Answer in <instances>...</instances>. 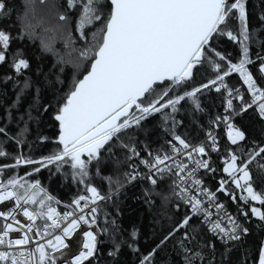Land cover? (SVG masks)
Listing matches in <instances>:
<instances>
[{
  "label": "snow or ice",
  "instance_id": "snow-or-ice-1",
  "mask_svg": "<svg viewBox=\"0 0 264 264\" xmlns=\"http://www.w3.org/2000/svg\"><path fill=\"white\" fill-rule=\"evenodd\" d=\"M258 21L259 28L254 27L248 0H62L39 15L36 0H24L22 10L12 0H0V66L10 73L3 80L19 86L10 107L34 92L18 119L8 113L18 130L0 125V157L13 161L0 164V264H100L105 243L112 264L125 247L136 254L138 264H157L158 251L172 241L182 264H224L250 233L247 225L253 218L264 229V191L255 188L253 176L255 165L264 181V142L247 146L246 132L234 122L249 110L264 120V41L258 39L264 12ZM73 23L84 46L73 47L75 59L66 60L47 34L59 33L69 48L77 39L69 30ZM89 26L95 30L86 34ZM23 40L38 41L41 51L57 57L49 72L35 70V80L27 74L32 65L25 50L13 48L14 41ZM226 42L233 52L224 48ZM253 44L261 46L254 58ZM233 74L237 80L229 83ZM48 89L52 99L40 114L51 110L58 136L51 141L39 136L38 142L56 147L33 158L23 149H32L27 139L32 111H40L41 94ZM212 92L222 111L205 106L203 97ZM181 113L203 133L199 143L177 131L185 126L177 119ZM155 115L169 138L153 151L134 133L146 132L144 123ZM220 132L226 136L223 144ZM5 144L14 150H5ZM117 149L123 158L113 161ZM213 154L220 167L213 166ZM107 162L114 168L103 175ZM21 165L31 171L4 178ZM41 169L49 170V180L60 174L76 186L62 212V201L32 179ZM218 174L213 190L206 179ZM94 176L107 182L106 191L92 182ZM165 180L169 191L162 199L178 215L154 246L142 251L140 228L129 230L118 222L119 198L128 185L142 181L148 185L142 188L143 200L151 207ZM218 193L237 205L235 214ZM217 242L223 246L219 262ZM258 264H264V241Z\"/></svg>",
  "mask_w": 264,
  "mask_h": 264
},
{
  "label": "trees",
  "instance_id": "trees-1",
  "mask_svg": "<svg viewBox=\"0 0 264 264\" xmlns=\"http://www.w3.org/2000/svg\"><path fill=\"white\" fill-rule=\"evenodd\" d=\"M102 2L106 4L108 0H102ZM23 3L24 0H12V4L17 8V10H22ZM53 3L60 4L62 3V0H47L46 5H41L39 0H36L38 15L46 13L48 7ZM248 8L252 25L259 28L258 17L261 12H264V0H248ZM73 20H75V17H73ZM55 22V18L53 17L51 23L55 24ZM7 23L8 21L4 22V24ZM69 30L72 31L74 38H77L76 42L81 41L83 43L82 40L78 39L79 33L75 31L74 23L72 28ZM94 30V27L89 26L85 29V32L86 34H89ZM15 31L16 30L13 29L14 34ZM47 35L54 39V46L61 56H63L66 60L75 59L73 57H76L77 53L74 52L72 55L66 53L67 48L64 47L63 38L59 33H48ZM258 39L264 41V32L258 33ZM17 47L23 48L25 50L26 55L28 56L32 65L31 70L27 74L32 76L34 80L37 79L35 70L38 67L41 68L43 72L47 73L57 62L56 56H53L51 53L41 51L38 41H14L13 48ZM224 48H226L228 52L234 51L230 42H226L224 44ZM259 51H261V46L259 44H253V58ZM65 67L67 70L70 68V65H66ZM5 74H10L9 70L6 66H0V125L7 123L11 129L18 130L15 120L11 122L8 120V113L11 112L13 117L18 119L19 114L25 112L28 109V102L33 99L34 92L33 90H29L26 93L25 99L22 100L20 105H18L16 108L10 107L16 100V92L18 91L19 86L14 87L13 82L11 81L5 82L3 80V76ZM39 79L43 80V77L41 76ZM52 79H54V77H52ZM236 80L237 75L233 74L229 83H235ZM56 87L59 88L60 86L56 85ZM51 99L52 90L48 89L43 91L39 101L40 111H32V116L34 119L30 122V134L27 137V139L32 143V149L29 150V148L24 147L23 151L25 155H30L33 158H39L41 155H47L56 147L55 144L50 142L58 136V125L51 119V110L48 113H44L43 115L40 114L42 112V105L49 102ZM203 100L205 106L208 107L210 111H222V108L219 107L220 99L215 92L206 95L203 97ZM37 117H39V119H36ZM177 119L184 120L185 125L184 127H181L177 130L179 133L187 136L194 143H199V140L203 139V133L190 121V119L185 114L181 113L178 115ZM201 122H205V118H202ZM234 122L246 132L248 139L247 146L250 147L252 141L264 142V120H261L251 110H249L247 113L237 116ZM20 126L22 127V125ZM144 129L147 131H137L134 133V135L139 141L149 144L153 151L160 149L163 145H165V141L169 138L165 134L164 129L160 124L159 115L149 117L144 123ZM39 136L49 137L50 141L41 144L38 142ZM220 136L221 143L223 144V142L226 141V136L223 134V132H220ZM4 147L5 150L9 152L14 150V145L11 144H5ZM142 155H144V153H142ZM117 158H123V153L118 149L116 150L115 156L112 157V160L114 161ZM105 159L107 161V156ZM212 159L214 161V167L221 166L219 158L215 154L212 155ZM12 162L13 161L10 158L0 157V164ZM113 168V163L107 162L105 170L102 174H110ZM253 169V176L257 181L254 186L258 191H264V181H262L257 175L255 171V165H253ZM141 170L144 171L143 166H141ZM25 171H31V168L27 165H21L19 169L7 172L4 178L6 179L7 176L13 174L24 175ZM49 175L50 173L48 169H41L40 173L34 174L32 176V179H39L43 187H45L52 195L64 202H69L70 198L76 193V186L71 181V178L69 177L67 180H65L63 176L57 174L53 176L51 180H49ZM218 179L219 174L217 175L216 179H212L211 176H209L206 179V183L212 186L213 190H215V187L218 186L216 183ZM92 182L96 186L100 187L102 192L107 190V182L102 181L100 177L94 176ZM168 183L169 181L167 180L159 183L157 191H159L161 195L153 197L154 204L151 207L143 200L142 188L147 187L148 185L142 181L133 182V184L128 185L119 198L121 201V214L118 217V222L123 225L124 228L129 230L133 226L140 228V247L142 251H146L154 246V242L157 241V238L164 234L169 228L170 224L173 223V221L177 218L178 214L175 213L173 204L165 202L162 199L163 195H168ZM218 197L234 214L236 213V204L232 203L231 200L228 197H225L223 194L218 193ZM107 210L112 211L111 207H108ZM180 215H182V212ZM193 223H196V221L194 220ZM257 223V220L253 218L251 223L247 225L250 228V233L244 237L239 244L234 246L230 253L227 254L224 264H258V248L260 247L261 242L264 241V229L258 227ZM177 239H179V236ZM174 244L175 241H172L158 251L156 255L157 264H182L181 255L178 248L173 247ZM109 247L110 245L108 243H105L101 247L102 258L100 264H112L111 258L107 257V250ZM222 252L223 246L217 242V251L215 255V260L217 262L222 259ZM117 264H138V259L136 254L131 249L125 247L121 250V253L117 259Z\"/></svg>",
  "mask_w": 264,
  "mask_h": 264
},
{
  "label": "rangeland",
  "instance_id": "rangeland-1",
  "mask_svg": "<svg viewBox=\"0 0 264 264\" xmlns=\"http://www.w3.org/2000/svg\"><path fill=\"white\" fill-rule=\"evenodd\" d=\"M73 37H74V35H73ZM84 45H83V43L81 42V41H79V42H76L74 45H72V46H70L69 48H67V51H66V53L68 54H73L74 53V51H72V48L74 47V48H81V47H83ZM73 58H75V57H73Z\"/></svg>",
  "mask_w": 264,
  "mask_h": 264
},
{
  "label": "built area",
  "instance_id": "built-area-1",
  "mask_svg": "<svg viewBox=\"0 0 264 264\" xmlns=\"http://www.w3.org/2000/svg\"><path fill=\"white\" fill-rule=\"evenodd\" d=\"M59 199V198H58ZM62 201V200H61ZM64 203H67V202H64V201H62V204L58 207V210L59 211H63L64 210V207H63V204ZM226 205V204H225ZM226 207H227V205H226ZM227 209L230 211V212H232L228 207H227ZM233 213V212H232ZM22 221H26V218H24L22 215L19 217ZM37 223H40V221H38ZM13 235H15V234H13Z\"/></svg>",
  "mask_w": 264,
  "mask_h": 264
}]
</instances>
